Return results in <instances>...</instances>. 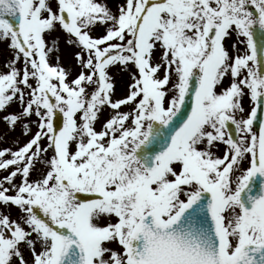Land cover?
Wrapping results in <instances>:
<instances>
[{
  "label": "snow or ice",
  "instance_id": "obj_1",
  "mask_svg": "<svg viewBox=\"0 0 264 264\" xmlns=\"http://www.w3.org/2000/svg\"><path fill=\"white\" fill-rule=\"evenodd\" d=\"M0 264H264V0H0Z\"/></svg>",
  "mask_w": 264,
  "mask_h": 264
},
{
  "label": "rangeland",
  "instance_id": "obj_2",
  "mask_svg": "<svg viewBox=\"0 0 264 264\" xmlns=\"http://www.w3.org/2000/svg\"><path fill=\"white\" fill-rule=\"evenodd\" d=\"M118 90H119V91H122V87H121V85H118Z\"/></svg>",
  "mask_w": 264,
  "mask_h": 264
}]
</instances>
